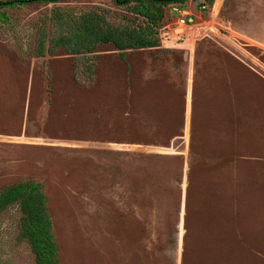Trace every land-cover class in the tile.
Listing matches in <instances>:
<instances>
[{"label": "rangeland", "instance_id": "obj_1", "mask_svg": "<svg viewBox=\"0 0 264 264\" xmlns=\"http://www.w3.org/2000/svg\"><path fill=\"white\" fill-rule=\"evenodd\" d=\"M201 1L185 4L196 23L182 38L164 29L169 7L162 47L125 62L99 45L93 82L62 49L38 56V30L56 7L110 0L0 10V190L46 185L61 264H264V0ZM150 169L165 189L142 211L131 187ZM19 217L0 215V264H35Z\"/></svg>", "mask_w": 264, "mask_h": 264}, {"label": "trees", "instance_id": "obj_2", "mask_svg": "<svg viewBox=\"0 0 264 264\" xmlns=\"http://www.w3.org/2000/svg\"><path fill=\"white\" fill-rule=\"evenodd\" d=\"M61 1L0 0V10L31 4H57ZM110 1L113 4L112 9L105 7L91 9L56 7L53 9L38 30L37 55L40 57H45L46 54L55 56L62 49L66 54L75 57L74 74L76 80L93 82L97 73L99 45H111L119 58L125 62H127V51L162 47V29L168 16L169 7L178 4L183 8L189 0ZM215 3L216 0H202L200 7L209 8ZM115 9L117 11H112ZM166 50L174 52L172 49ZM204 54L203 49L198 51V65H201V56ZM175 135L184 136V132L175 129L173 133L171 132V136L169 134V138ZM169 144L167 142L165 146L170 147ZM192 146L193 142L191 149ZM133 153L135 160L141 155V153ZM146 157L150 161L152 160L149 158H167L161 154H148ZM173 157L176 159L177 165L181 167L177 177V182L181 183L184 157L182 155H174ZM141 161L144 160L141 159ZM191 167L192 165H190L189 170ZM137 169L146 171V168L141 166H138ZM152 174L150 169L149 176L143 180L144 182L141 179L143 175H140L132 183L131 188L135 189L134 196L136 197L135 200L138 201L139 209L142 208L141 197L145 201L144 206H148L147 200H153L154 197L152 196L162 194L163 189H165L160 178L159 181L155 180ZM146 186H150V191ZM12 207H17L20 212L17 242L29 245L34 255L35 264H61V249L46 185L42 181L24 179L5 186L0 190V215ZM142 209L145 210V208Z\"/></svg>", "mask_w": 264, "mask_h": 264}, {"label": "built area", "instance_id": "obj_3", "mask_svg": "<svg viewBox=\"0 0 264 264\" xmlns=\"http://www.w3.org/2000/svg\"><path fill=\"white\" fill-rule=\"evenodd\" d=\"M175 10L179 12V16L174 22L171 23V25L169 24L167 28H170L173 36L182 38L189 33V31L195 25L196 20L194 15L186 9H181V10L175 9ZM218 13L219 11L216 13V15ZM211 30H215V27L211 26Z\"/></svg>", "mask_w": 264, "mask_h": 264}, {"label": "crops", "instance_id": "obj_4", "mask_svg": "<svg viewBox=\"0 0 264 264\" xmlns=\"http://www.w3.org/2000/svg\"><path fill=\"white\" fill-rule=\"evenodd\" d=\"M184 8H185V7H183V8H182V7H175L174 9H180V10H181V9H184ZM186 10H188V9H186ZM188 11H189V10H188ZM168 25H169V24H168ZM168 25H166V26L164 27V29L167 28ZM260 72H261V74L264 75V67H263V69L260 70Z\"/></svg>", "mask_w": 264, "mask_h": 264}]
</instances>
